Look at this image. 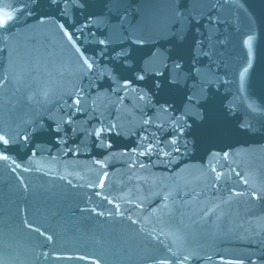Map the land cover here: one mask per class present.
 I'll list each match as a JSON object with an SVG mask.
<instances>
[{"label":"water","instance_id":"water-1","mask_svg":"<svg viewBox=\"0 0 264 264\" xmlns=\"http://www.w3.org/2000/svg\"><path fill=\"white\" fill-rule=\"evenodd\" d=\"M0 10V264H264V0Z\"/></svg>","mask_w":264,"mask_h":264},{"label":"snow or ice","instance_id":"snow-or-ice-1","mask_svg":"<svg viewBox=\"0 0 264 264\" xmlns=\"http://www.w3.org/2000/svg\"><path fill=\"white\" fill-rule=\"evenodd\" d=\"M12 19H13V17H12L10 12L0 10V27L7 25L8 22ZM69 38H71V37H69ZM101 43H103V41H101ZM85 63H87V61H85ZM88 67L91 68L92 65L88 64ZM139 78L143 79L144 77L141 75ZM97 135H99V133H97ZM0 142H2L5 145L8 144V140L5 139V137L2 135H0ZM173 143H174V141H173ZM175 150L179 151V148H176ZM146 151H150V146L146 148ZM160 151H163V150L160 149ZM164 155L167 156V153H164ZM0 158L5 159V160L8 159V157L6 155H2V154H0ZM141 166H143V165H141Z\"/></svg>","mask_w":264,"mask_h":264}]
</instances>
